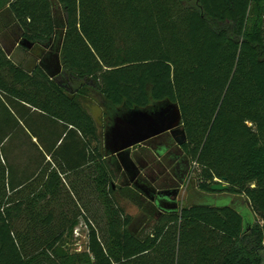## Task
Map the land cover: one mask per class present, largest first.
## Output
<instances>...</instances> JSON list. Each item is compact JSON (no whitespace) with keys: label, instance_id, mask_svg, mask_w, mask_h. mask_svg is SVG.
I'll return each instance as SVG.
<instances>
[{"label":"trees","instance_id":"obj_1","mask_svg":"<svg viewBox=\"0 0 264 264\" xmlns=\"http://www.w3.org/2000/svg\"><path fill=\"white\" fill-rule=\"evenodd\" d=\"M89 98L177 103L198 188L225 180L264 217V0H0V264H264L237 202L167 209L118 184Z\"/></svg>","mask_w":264,"mask_h":264},{"label":"water","instance_id":"obj_2","mask_svg":"<svg viewBox=\"0 0 264 264\" xmlns=\"http://www.w3.org/2000/svg\"><path fill=\"white\" fill-rule=\"evenodd\" d=\"M23 44L32 46V43L22 41ZM40 65L52 78L56 77L62 71V62L60 49L53 52L49 61L42 59ZM108 115L110 125L107 127L104 135V143L108 154L117 155L126 166L130 165L133 169L138 168L137 164L131 158V149L135 145L142 144L144 141L169 131L176 137L179 144L187 141L185 129L182 126V113L177 103L165 101L155 103L149 108H128L116 107L105 101L101 104ZM190 168L184 170L185 180ZM138 172L135 174L137 176ZM134 180V178L132 179ZM225 180L213 183V191H223L228 189ZM178 193V190L175 191ZM161 201H159L160 203ZM164 208L178 209L177 202L161 203ZM246 217V216H245ZM246 225L253 223V215L246 217Z\"/></svg>","mask_w":264,"mask_h":264},{"label":"flooded vegetation","instance_id":"obj_3","mask_svg":"<svg viewBox=\"0 0 264 264\" xmlns=\"http://www.w3.org/2000/svg\"><path fill=\"white\" fill-rule=\"evenodd\" d=\"M53 52H55L54 47H51L46 52L44 51V53L42 52L41 55H43L41 60L44 58L49 61ZM109 125L110 123L108 126ZM181 146L182 144H179L176 137L169 131L154 136L144 141L142 144L135 145L131 149V158L137 164L138 168L133 169L130 165L126 166L122 163L120 157H118V174L123 181L139 186L148 196L154 199L159 206L164 208L161 203L164 204L166 201L170 203L174 201L177 202L176 195L178 193L175 192V187L177 186L172 184L166 187H154L155 183L159 181V178L153 176L152 172L155 173L159 171L162 173L163 171H169L174 175V178L182 184L185 174L184 170L190 168L186 175L187 177L191 172V164L189 160L182 158ZM137 172L138 174L135 177ZM146 175L148 178H144ZM133 178L134 180H132ZM159 201L161 202L159 203Z\"/></svg>","mask_w":264,"mask_h":264},{"label":"rangeland","instance_id":"obj_4","mask_svg":"<svg viewBox=\"0 0 264 264\" xmlns=\"http://www.w3.org/2000/svg\"><path fill=\"white\" fill-rule=\"evenodd\" d=\"M17 51L13 52V57L16 61H23L26 64H31L35 60L36 54L33 52H30L25 49L22 45L16 49ZM86 106L91 115L96 120V123L99 127V131L104 134L107 125L109 124V120L107 118L106 112L96 99H87ZM194 163L191 164V172L190 174L185 178V180L180 184L176 178H174V175L170 173L169 171H163L160 173L159 171H156L155 173L152 172V175L159 178V181L155 183L156 188L160 187H166L170 185H175L177 187L176 190H178V194L176 195V201L179 205V207H182L183 205L192 204L194 202H201V203H208L212 205H227V204H233L232 202H237L236 207L237 209L244 214L246 217L249 214L253 215V222L256 224L259 223L261 226H264V217L261 213L255 212L251 205L246 201L245 198L237 196V195H230L228 193H225L224 191H213V192H203L201 191L197 186V172L194 167ZM144 178H148L147 175ZM146 180V179H144ZM118 184L123 183V179L119 178L117 180ZM150 184V183H149ZM136 187V186H135ZM138 187V186H137ZM136 187V188H137ZM141 190L139 187L137 188ZM143 200H149V196L146 194L145 191L141 190ZM154 201V199H150ZM239 204V205H238ZM123 205L126 209V211L130 214L136 215L139 212V208L136 204L130 202V201H123ZM245 206V208H244ZM86 226L81 223L77 229V232L75 233V242H74V248L76 250H83L87 246V231Z\"/></svg>","mask_w":264,"mask_h":264},{"label":"crops","instance_id":"obj_5","mask_svg":"<svg viewBox=\"0 0 264 264\" xmlns=\"http://www.w3.org/2000/svg\"><path fill=\"white\" fill-rule=\"evenodd\" d=\"M20 41H22V39H20V40L17 41L16 43H14V45L12 46V49H11V51H10V53H11L12 55H14L13 52L17 51L16 49H18V47L21 45ZM24 45H26V44H24ZM27 46H28V45H27ZM31 47H32V46H30L29 48H31ZM38 62H39V63L41 62V58H40V60L38 59Z\"/></svg>","mask_w":264,"mask_h":264}]
</instances>
